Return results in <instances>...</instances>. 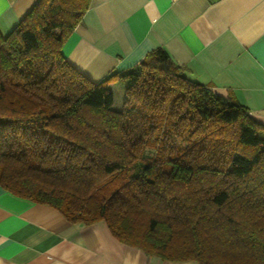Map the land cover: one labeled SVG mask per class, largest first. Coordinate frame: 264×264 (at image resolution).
I'll return each instance as SVG.
<instances>
[{
	"label": "trees",
	"instance_id": "16d2710c",
	"mask_svg": "<svg viewBox=\"0 0 264 264\" xmlns=\"http://www.w3.org/2000/svg\"><path fill=\"white\" fill-rule=\"evenodd\" d=\"M89 4L38 0L0 30V185L149 255L264 264V126L164 48L83 75L62 49Z\"/></svg>",
	"mask_w": 264,
	"mask_h": 264
},
{
	"label": "crops",
	"instance_id": "0c3cea01",
	"mask_svg": "<svg viewBox=\"0 0 264 264\" xmlns=\"http://www.w3.org/2000/svg\"><path fill=\"white\" fill-rule=\"evenodd\" d=\"M37 1L0 0V30L11 32ZM156 48L264 126V0H90L62 52L97 83L129 71ZM0 264L199 262L149 255L116 238L104 220L73 223L0 185Z\"/></svg>",
	"mask_w": 264,
	"mask_h": 264
},
{
	"label": "rangeland",
	"instance_id": "374dc122",
	"mask_svg": "<svg viewBox=\"0 0 264 264\" xmlns=\"http://www.w3.org/2000/svg\"><path fill=\"white\" fill-rule=\"evenodd\" d=\"M112 88H113V91L116 95L115 108L119 109L122 107V103L124 101L123 99L125 98V96H124V98H122V96L124 95V87L119 83V84H116L115 86H113Z\"/></svg>",
	"mask_w": 264,
	"mask_h": 264
}]
</instances>
